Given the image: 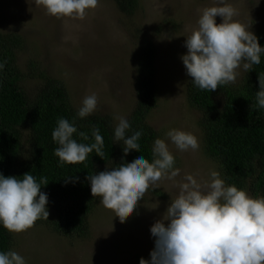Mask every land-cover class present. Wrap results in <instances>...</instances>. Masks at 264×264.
<instances>
[{
  "label": "rangeland",
  "instance_id": "rangeland-1",
  "mask_svg": "<svg viewBox=\"0 0 264 264\" xmlns=\"http://www.w3.org/2000/svg\"><path fill=\"white\" fill-rule=\"evenodd\" d=\"M238 10L237 19L256 33L264 26V0H227ZM130 18L121 14L113 0H98L84 19L56 18L27 0H0V30L16 31L24 36L19 52L23 71L34 59L47 75L66 85L74 106L80 107L85 96L96 94V111L113 117H127L135 102L133 58L140 54L147 33L156 49L155 66L157 103L148 115V123L165 139L180 169L203 182L211 170L220 173L218 164L204 154L197 126V113L186 102V69L181 60L187 52L186 35L197 26L200 10L215 6L214 0H140ZM130 18V19H129ZM216 22H222L217 16ZM160 25L161 30L157 31ZM67 37V39H66ZM134 50L137 51L134 56ZM134 56V57H133ZM139 58V57H138ZM235 83L244 73L241 66ZM28 75V74H27ZM38 79L26 78L27 91H34ZM233 83V84H235ZM194 134L196 151H179L166 137L169 129ZM178 194L172 182L145 193L134 212L125 221L100 202L90 215L89 235L69 238L56 235L40 225L13 233L11 250L22 255L26 264H139L150 259L154 237L150 227L162 219L171 197Z\"/></svg>",
  "mask_w": 264,
  "mask_h": 264
},
{
  "label": "clouds",
  "instance_id": "clouds-1",
  "mask_svg": "<svg viewBox=\"0 0 264 264\" xmlns=\"http://www.w3.org/2000/svg\"><path fill=\"white\" fill-rule=\"evenodd\" d=\"M43 8L47 15L60 18L84 19L89 9L97 7L98 0H27ZM259 0H257V4ZM215 6L200 10L197 26L186 35L187 52L181 60L194 86L202 91L235 83L238 69L251 71L261 63L264 46L250 25L240 22L238 10L227 0H214ZM222 18L221 23L216 17ZM67 39V37H66ZM6 62H0V71ZM259 90L251 108L264 109V75L259 74ZM95 93L85 96L77 111L81 119L97 109ZM114 140L122 142L125 156L140 149L143 129L128 135L131 125L123 116L115 117ZM51 136L58 145L54 155L58 166L83 163L95 152L104 157V139L100 129L91 127L94 142L80 131L75 121L60 117ZM166 137L181 151L199 149L197 137L181 129H169ZM152 160L142 154L131 162L89 174L91 194L100 203L125 221L144 198L149 188H157L162 180L172 182L178 194L171 197L162 219L157 220L150 232L154 248L150 259L140 258L139 264H264V197H252L244 189L229 185L216 170L203 182L192 174L181 181L180 169L175 167V156L165 139L156 138L152 146ZM123 159V158H122ZM22 178L0 173V226L10 233H21L31 228L38 219L49 217L48 195L41 187L48 184L46 177L39 181L30 173ZM78 177L71 182L78 181ZM0 264H26L25 258L14 250L0 251Z\"/></svg>",
  "mask_w": 264,
  "mask_h": 264
},
{
  "label": "trees",
  "instance_id": "trees-1",
  "mask_svg": "<svg viewBox=\"0 0 264 264\" xmlns=\"http://www.w3.org/2000/svg\"><path fill=\"white\" fill-rule=\"evenodd\" d=\"M113 1L121 14L130 18L140 7V0ZM161 28L158 25L156 30ZM255 34L264 46V26ZM24 46L23 35L0 30V62H6L0 71V173L18 178L30 173L37 181L46 177L49 182L41 191L48 195L49 217L38 219L34 225L56 235L84 239L90 232V215L100 202L99 197L92 196L86 177L124 161L131 162L138 154L149 161L153 158L152 146L159 133L148 123V115L157 103L156 49L152 36L147 33L138 49L139 58L132 60L135 102L126 117L131 125L128 135L140 129L143 134L140 149L131 150L126 156L122 142L114 140L116 125L111 115L95 111L79 118V108L74 106L62 80L47 75L34 59L28 60L26 71L22 70L19 52ZM253 67L249 72L244 71L238 83L215 91L198 89L189 76L184 89L188 106L198 114L203 152L218 164L221 177L252 197H264V109L251 108L259 90V74L264 75V54L261 63ZM26 78L38 79L34 91L24 88ZM60 117L74 120L78 132L89 135L90 139L85 141L74 134L81 143L94 142L91 127H98L104 139V157L93 152L83 163L59 167L58 157L54 155L58 145L51 133ZM77 177L78 181L71 182ZM13 237V233L0 226V251L13 248Z\"/></svg>",
  "mask_w": 264,
  "mask_h": 264
}]
</instances>
